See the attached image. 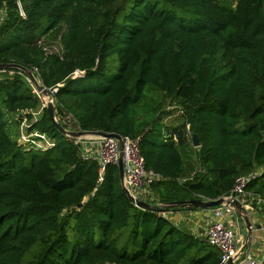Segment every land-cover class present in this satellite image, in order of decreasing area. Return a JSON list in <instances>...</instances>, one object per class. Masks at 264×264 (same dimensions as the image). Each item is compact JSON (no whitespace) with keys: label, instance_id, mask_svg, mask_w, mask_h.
I'll list each match as a JSON object with an SVG mask.
<instances>
[{"label":"trees","instance_id":"trees-1","mask_svg":"<svg viewBox=\"0 0 264 264\" xmlns=\"http://www.w3.org/2000/svg\"><path fill=\"white\" fill-rule=\"evenodd\" d=\"M1 11L0 64L62 84L57 117L77 130L140 138L158 202L216 200L250 173L246 190L264 201V0H0ZM13 71L0 80V264H221L208 240L130 202L117 165L98 183L96 161L46 109L31 129L56 147H20L9 125L40 100ZM160 96L183 109L180 125L162 123L172 114ZM193 134L198 167L187 168L178 145Z\"/></svg>","mask_w":264,"mask_h":264},{"label":"built area","instance_id":"built-area-1","mask_svg":"<svg viewBox=\"0 0 264 264\" xmlns=\"http://www.w3.org/2000/svg\"><path fill=\"white\" fill-rule=\"evenodd\" d=\"M19 7L20 13L22 14V16H24V13H22L21 10L20 3ZM5 16V11H1L0 25L3 22ZM38 44L43 48V51H45L47 55H52L53 53L61 55L63 51L61 50V46H59L58 43L46 44L44 40H40ZM13 70L14 69L0 70V80L5 77L14 76L16 72ZM38 72L39 71L37 69H34V73L37 77L39 74ZM19 74L25 76L28 83H30V80L23 72L19 71ZM83 76V72L76 71L73 77ZM38 79L40 78L38 77ZM40 82L42 83L41 80ZM62 86V84H58L50 88L45 87L46 89H49L51 100L54 104L55 95L59 92V88ZM35 91L37 92L36 89ZM37 94L40 100V107L34 110L20 113L18 112L17 117L15 116L16 120H19L22 116H24V119L19 125L20 135L17 141L18 145L25 151L35 150L46 152L56 147V141L51 136H48L47 134L37 129H31V126L41 119L44 110L46 109L45 107L47 98L43 97L41 99L39 92H37ZM27 115H31L32 118L28 120ZM68 118L72 121V116L70 114H68L67 119ZM165 138H172L174 141L176 140V136H172L170 134H166ZM70 140H73L74 144L79 147L80 154L83 158H91L96 161L99 168L98 183L103 182L109 164H115L118 166L117 163L120 157V145L116 139H103L101 137L88 134L83 139L70 138ZM122 140L124 145L123 154L125 164L124 183L126 184V187L131 191L133 196L140 201L150 202L152 204H161V202H158L154 192L152 191V186L156 183V181H160L162 179L160 175L155 173L154 170L149 169L147 167V164H145L144 158L141 153L140 138L133 139L130 137H122ZM255 175L256 174L254 173H250L237 178L235 180L236 185L234 189L226 197H233L239 200L245 206V208L249 210L248 207L250 205H248L245 197H247L251 193L247 192L246 188L251 179L255 177ZM255 197L256 199L260 200L264 206V201L259 199L257 196ZM210 211L212 222L207 230L206 239L211 245L218 248L221 253L222 262L228 259H232L234 264H264V258L256 259L253 256V243L248 247L246 239L244 238V240H241V238L237 236L232 222H230V220L228 219L229 216L236 214L232 207L224 204L221 207L210 209ZM168 214L169 213H159V215L164 218H167Z\"/></svg>","mask_w":264,"mask_h":264},{"label":"water","instance_id":"water-1","mask_svg":"<svg viewBox=\"0 0 264 264\" xmlns=\"http://www.w3.org/2000/svg\"><path fill=\"white\" fill-rule=\"evenodd\" d=\"M9 69H15L18 71L23 72L28 79L30 80V84L34 87V89L37 90V92L40 93V96H44L47 98L46 101V110L50 116L52 126L55 127L62 135H64L67 139H83L85 136L93 135L98 136L103 139H109L114 138L119 142L120 145V157L118 160V168H119V174H120V181L122 183L123 189L128 196V199L130 202H132L136 207L142 209V210H149L156 213H171L173 211H179V210H210L216 207H221L224 204L232 207L235 211V213L239 216L240 219L244 220V223L246 225L247 229V236H246V242L247 246L249 247L252 244L253 238V225H252V219H250V215L248 210L245 208V206L237 199L233 197H226L223 196L216 200H209V199H201V200H185L183 202H174V203H166V204H152L150 202H143L139 199L135 198L131 191L126 187V184L124 183L125 179V164H124V154H123V140L122 136L116 133H103V132H93V131H80V130H71L66 129L62 126V124L59 122L57 117V111L55 108V104L51 100V94L49 89H46L43 83H41L38 79V77L35 75L34 71L31 69H27L21 65L9 63V64H0V70H9ZM192 143L195 148H200L201 143L199 141V138L196 134L192 135ZM84 204H81L80 207H82ZM221 264H234L232 259L225 260L221 262Z\"/></svg>","mask_w":264,"mask_h":264},{"label":"crops","instance_id":"crops-1","mask_svg":"<svg viewBox=\"0 0 264 264\" xmlns=\"http://www.w3.org/2000/svg\"><path fill=\"white\" fill-rule=\"evenodd\" d=\"M17 117V114L15 115ZM14 116V118H16ZM61 124H67L69 126H72V121L67 117H63L60 119ZM180 121H178L177 125H180ZM173 126V125H172ZM171 127V126H170ZM174 127V126H173ZM70 129V128H69ZM19 130V129H18ZM72 130V129H71ZM77 130V129H76ZM176 142H178V138L176 137ZM245 200H247L248 205H250L248 208L249 215L251 216L250 219H252V215L258 214L260 216L264 215V206L262 202L253 194H249L247 197H245ZM256 209L261 213L257 212ZM167 219L171 221L173 224H175L177 227L182 229L183 231H187L188 233L194 235L196 238L205 240L207 237V230L212 222L211 220V211L210 210H179V211H173L167 215ZM228 219L230 222H232V225L234 229L236 228V233L241 240L247 239V229H245L244 234L241 233L242 228H240L242 219L239 218L237 214L229 216ZM260 220H253L252 219V225H253V233H252V252L255 257V254L260 253L262 254V258H264V247L257 251H253V246L257 242L261 241L264 242V220L259 224ZM207 240V239H206ZM261 257V256H260Z\"/></svg>","mask_w":264,"mask_h":264},{"label":"rangeland","instance_id":"rangeland-1","mask_svg":"<svg viewBox=\"0 0 264 264\" xmlns=\"http://www.w3.org/2000/svg\"><path fill=\"white\" fill-rule=\"evenodd\" d=\"M24 78L27 81V79H26L25 76H24ZM39 81H40V79H39ZM27 83H28V81H27ZM32 88H33V86H32ZM148 90L149 89H147V91ZM34 93L36 95H38L37 92L35 91V89H34ZM151 96H153L155 99L158 100V96H154V95H151ZM40 97L42 99L44 96H40ZM159 101L162 102V104H163L162 105L163 106V110L165 112H168V113L172 114V115H167L164 118V120L162 121V123L165 124V125H167V126H169V127L170 126L173 127V126L177 125L178 124L177 122L180 121V118H181L180 116H183V109L178 108L177 107L178 105H174V102H172L171 100H163V96H160ZM153 104H154V102H153ZM15 125H16L15 123H11V125H9L10 126L9 127V132L12 135V137H13L14 140H16L19 137V135H20V129L18 130L15 127ZM69 128L72 129V130H76V128H74L73 126H69ZM185 141L186 142L184 143V145H180V144L178 145V149H179V151L183 155V159H184V162L186 163L187 168H193V167L196 168V167H198V162H197V158H196L197 157L196 152L198 151L199 148H195L194 145H193V143H190L191 140H190V137L189 136L186 137ZM256 211L259 212L257 209H256ZM252 219L253 220H260V222H259V224H260L264 220V215L260 216L258 214H255V215L253 214L252 215ZM240 228H242L241 233L244 234V231L246 229V225L244 223V220L241 221ZM236 230L237 229L235 228V232H236ZM263 247H264V242L259 241L256 244H254L253 251L254 252H257L259 249L261 251V249ZM260 256H259V253L258 254H255V258L256 259L262 258V254L261 253H260Z\"/></svg>","mask_w":264,"mask_h":264}]
</instances>
